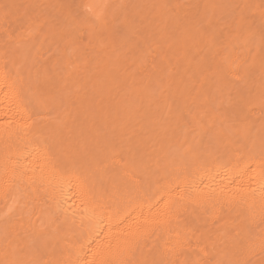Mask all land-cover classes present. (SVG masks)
Returning <instances> with one entry per match:
<instances>
[{
	"label": "bare ground",
	"instance_id": "obj_1",
	"mask_svg": "<svg viewBox=\"0 0 264 264\" xmlns=\"http://www.w3.org/2000/svg\"><path fill=\"white\" fill-rule=\"evenodd\" d=\"M36 1L0 0V264H264V0L151 17V60L84 0L38 32Z\"/></svg>",
	"mask_w": 264,
	"mask_h": 264
},
{
	"label": "rangeland",
	"instance_id": "obj_2",
	"mask_svg": "<svg viewBox=\"0 0 264 264\" xmlns=\"http://www.w3.org/2000/svg\"><path fill=\"white\" fill-rule=\"evenodd\" d=\"M20 1V0H19ZM26 1V0H25ZM25 1H23V0H21V4L24 2L25 3ZM38 1V2H37ZM36 2H34L36 5H34V6H31V7H28L27 8V10L28 11H30V13L29 14H31L32 16H34L33 18H36L37 20L38 19H40V20H38L37 22L39 23V26L41 27H39L38 25H37V23L35 24V22H36V20L35 21H33V19H30V20H32L33 22H31V23H33L34 25L33 26H36V28L34 29L35 31L36 30H38V27L40 28L39 30H38V32H40V33H42L45 29H42V25L44 24V23H47L48 21L49 22H51L50 23V26L52 25V26H55V25H57L58 27H56V28H59V26H63V24H61V22H62V19L63 18H66V9H63L62 10V12H59L58 14L57 13H54V8H53V3H55V2H49V1H51V0H42V3H40L41 2V0H37ZM74 2L72 3L73 5H75V7L74 6H72L73 8H71V10L73 11L72 12V15L75 17V19L78 17V18H80V12H79V8L77 7V5H76V3H78L79 1H81V0H73ZM83 1V0H82ZM85 2L87 1V2H89V4H91L92 6H94V8L96 9L95 10V12L97 13L98 12V14L100 15V17H98V18H100L99 19V21L98 22H100V23H98L99 24V28H100V31H101V29H103L104 30V28H105V26H102L103 25V23L104 24H106V26L107 27H112V25H113V27H115L114 29H113V27H112V30H113V32H116V33H118V34H116V33H114V34H116V35H120V34H123L124 32L122 31V30H124L122 27L124 26L123 24H124V22L125 21H128V20H130L131 21V24L133 23V33H135V30L137 31V33H135V34H131V36H130V42H132L133 44H135V42L137 41V39H135V38H139V36H142L141 34L142 33H147V38L145 39V41L146 40H148L150 43H148V44H152L153 43V47L152 48H157L156 50L155 49H152V52H151V49L149 50L151 53H153V54H151L150 52H148V54L150 53L151 54V56L149 55V56H147L148 58H150V60L152 59V57H153V55H155V51H157V53H158V51L159 50H161L162 48L163 49H165V47H166V45H164L163 46V41L159 38V34L157 35V31H154L155 29H153V27H151V26H154V28L156 27V25H158V23L156 24V23H154L153 21H152V19H151V17L153 18V16H156V17H154L153 18V20L155 21V22H157L158 21V19H157V16H159V14H162L163 15V17H165V16H167L168 18L169 17H171V18H173L174 16V12L176 11L174 8L176 7V9H181V10H183V8L185 9L189 4H191V2L192 1H194V0H177L176 2L175 1H173V0H160L159 2L160 3H158L157 2V4H159V5H157L156 4V1H158V0H156V1H154V0H121V2H120V0H84ZM91 1H92V3H91ZM102 1V2H101ZM137 1V2H136ZM183 1H185V3L186 4H184V2ZM48 2V3H47ZM94 2V3H93ZM105 2V3H104ZM107 2H111L109 5H108V3ZM155 2V3H154ZM169 2V3H168ZM173 2H175L176 4H175V6H174V4H173ZM183 4H182V3ZM134 3H136V4H134ZM161 3H162V5H161ZM168 5H167V4ZM178 3H180V4H182V5H180V4H178ZM193 3V2H192ZM97 4H99V5H97ZM146 4V5H145ZM164 4H166V6H164ZM173 6H172V5ZM37 5H38V7L40 8H38L37 7ZM97 5V6H96ZM106 5H108V6H106ZM124 5V6H123ZM143 5H144V7H143ZM176 5H178V6H180L181 8H178ZM48 6V7H47ZM112 8H111V7ZM129 6V7H128ZM139 6H140V8H139ZM151 8H150V7ZM153 6L157 9V7L159 8V9H157L158 11H155V8H153ZM161 6V7H160ZM186 6V7H185ZM35 7V8H34ZM45 7H46V10H45ZM49 7H50V9H49ZM78 9H77V8ZM98 7V8H97ZM141 7H142V9L143 10H141ZM149 7V8H148ZM170 7H171V9H170ZM22 8H25V6H23ZM21 8V9H22ZM32 8V9H31ZM38 8V9H37ZM44 8V9H43ZM94 8H93V10H94ZM139 8V9H138ZM144 8H145V11H144ZM146 8H148V10L146 9ZM173 8V9H172ZM188 8V7H187ZM186 8V9H187ZM102 9V10H101ZM109 9H111V10H109ZM133 9H134V11H133ZM135 9H137L136 11H135ZM154 9V10H153ZM160 9H162V10H160ZM185 9V10H186ZM38 10V11H37ZM42 10H43V12H42ZM77 10H78V12H79V14H78V12H77ZM98 10H100V11H98ZM106 10V11H105ZM151 10H153V11H151ZM166 10V11H165ZM170 10H172V11H170ZM185 10H183V11H185ZM37 11V12H36ZM104 11V12H103ZM162 11V12H161ZM165 11V12H164ZM169 11V12H168ZM174 11V12H173ZM19 12H22V11H19ZM35 12V13H34ZM63 12H65V14L63 13ZM107 12V13H106ZM111 13V15H110V13ZM112 12H115V14L114 13H112ZM135 14H137V17H134V18H132V16H133V14L134 13ZM141 12V13H140ZM142 12H144V13H142ZM148 12V13H147ZM157 12H159L158 13V15H155V13L157 14ZM161 12V13H160ZM170 12L172 13H174L173 15H171L170 14ZM177 12V11H176ZM27 13V12H26ZM25 13V14H26ZM44 13V14H43ZM105 13V14H104ZM140 13V15H138ZM42 14V15H41ZM53 14H55V15H53ZM62 14V15H61ZM135 14H134V16H135ZM146 14H148V15H146ZM166 14V15H165ZM31 15H29V17L27 18V16H28V14L25 16V17H23V18H20V20L22 19L23 20V22L22 21H20L19 20V24L20 23H22L21 24V26L19 25V27L21 28H23V26H24V22L26 23V21H24L25 19H27V21H30V20H28L30 17H31ZM39 15V16H38ZM47 15V16H46ZM65 15V16H64ZM132 15V16H131ZM143 15H145V16H143ZM152 15V16H151ZM171 15V16H170ZM53 16V17H52ZM55 16V17H54ZM61 16H62V18H61ZM64 16V17H63ZM102 16V17H101ZM104 16H105V18H104ZM124 16V17H123ZM173 16V17H172ZM43 17H48L47 18V22H43V21H45L44 19L45 18H43ZM50 17V18H49ZM74 17H71L72 19L74 18ZM107 17H108V19H107ZM111 17V18H110ZM113 17V18H112ZM131 17V18H130ZM144 17V18H143ZM166 17V18H167ZM32 18V17H31ZM102 18H103V20H105V21H103L102 20ZM123 18H125V19H123ZM126 18H128V19H126ZM141 18H142V21H141ZM145 18H146V21H145ZM150 18V19H149ZM167 18V19H168ZM170 18V19H171ZM54 19V20H53ZM110 19V20H109ZM118 19H120V20H118ZM132 19H133V22H132ZM147 19H148V22H147ZM58 20V21H57ZM65 20L66 19H63V22H65ZM101 20V21H100ZM114 20V21H113ZM116 20H118V21H116ZM69 21V20H68ZM76 21V20H75ZM75 21H73V22H71V21H69L70 22V24L71 23H73L74 24V26H77V25H75V24H77ZM123 21V22H122ZM142 23H141V22ZM149 21H152L153 22V24H152V22L150 23ZM48 22V23H49ZM66 22H67V20H66ZM65 22V23H66ZM106 22V23H105ZM112 22V23H111ZM140 22V23H139ZM146 22V23H145ZM223 22H225V21H223ZM30 22L29 23H27L28 24V26H29V24H31ZM48 23H47V26H48ZM53 23V24H52ZM60 23V24H59ZM64 23V24H65ZM68 23V22H67ZM66 23V24H67ZM102 23V24H101ZM120 23V24H119ZM123 23V24H122ZM160 23V22H159ZM26 24V25H27ZM64 25V26H69L68 24L67 25ZM73 24H72V26H73ZM145 24V25H144ZM150 24V25H149ZM25 25V26H26ZM32 25V24H31ZM30 25V26H31ZM140 26V28L142 29V31L143 32H141V30L139 29V26ZM149 25V26H148ZM71 26V25H70ZM117 26V27H116ZM134 26H135V28H134ZM137 26V27H136ZM144 26V28H146V31L147 30H149V28L151 27V29L149 30V32L153 29V31L151 32V33H156L155 35H154V37L152 36L153 34H151V33H148V32H146V31H144V28H142ZM146 26V27H145ZM43 27L45 28V24L43 25ZM102 27H104V28H102ZM149 27V28H148ZM182 27V26H181ZM26 28H28L27 26H26ZM148 28V29H147ZM42 29V30H41ZM106 30V29H105ZM138 30H140V31H138ZM121 31V32H120ZM131 31V32H132ZM138 32H140V34H138ZM102 33V32H101ZM120 33V34H119ZM139 35V36H138ZM146 34H144V36H145ZM149 35H151V39H150V36ZM144 36H142V37H144ZM149 36V37H148ZM146 37V36H145ZM150 39V40H149ZM133 40V41H132ZM162 42H161V41ZM135 41V42H134ZM147 41V42H148ZM156 43H157V45H156ZM166 44V43H165ZM56 46V45H55ZM152 46V45H151ZM159 46H161V47H159ZM104 47V46H103ZM101 48H102V46H101ZM159 48V49H158ZM161 48V49H160ZM104 48H102V50H103ZM119 50L121 51V49L119 48ZM124 50H126V48L124 49ZM155 53H154V52ZM161 52H163V50H161ZM156 53V54H157ZM96 54V53H95ZM94 53H93V55L92 56H94L95 55ZM104 55V54H103ZM96 56V57H95ZM94 57L95 58H97L98 59V56H97V54L95 55ZM92 58V57H91ZM95 58L93 59V62H92V60H90L89 62H90V64H92V66H93V64L95 63ZM147 58V59H148ZM80 60H82V59H80ZM91 66V65H90ZM129 66V65H128ZM130 67V66H129ZM129 67H125L126 69H129V71H131V72H129V71H127L126 69V72L128 73V74H130V73H133V72H135V70H134V67H130L131 68V70H130V68ZM147 67V69L149 68V65L147 64V65H144V68L142 67V68H140L141 70H147V69H145ZM133 68V69H132ZM140 69L139 70H137V73H136V76H137V74H138V76H137V78H140L141 77V75H142V73H144V71H140ZM138 71H140V75H139V73H138ZM94 72H96V71H94ZM93 74V73H92ZM231 82H233V81H231ZM234 83V82H233ZM233 83L231 84V85H233Z\"/></svg>",
	"mask_w": 264,
	"mask_h": 264
}]
</instances>
